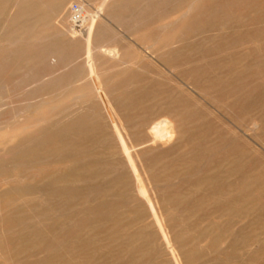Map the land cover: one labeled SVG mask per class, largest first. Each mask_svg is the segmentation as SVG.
<instances>
[{
  "label": "rangeland",
  "instance_id": "374dc122",
  "mask_svg": "<svg viewBox=\"0 0 264 264\" xmlns=\"http://www.w3.org/2000/svg\"><path fill=\"white\" fill-rule=\"evenodd\" d=\"M9 1L14 3H10L13 4L11 6L14 8L12 11H9V9H13L9 5ZM54 1L56 0H0V11L6 8V10L1 11L2 20L0 18V40L2 39L0 41V57L4 58H0V61L2 60L0 69L3 68L2 72L0 71V82L3 83H0V264H36L37 261V264H264V51H262L264 50V6L262 5L264 1L221 0L219 2L220 0H215L219 3L217 4L214 0H177L178 2H175L176 0H150L148 2H145V0H117L118 2L116 0H107L104 6H101L102 0ZM62 2L66 3L63 9L59 11ZM209 2L210 4H208ZM124 3L125 6H123ZM205 3L210 7H207ZM41 4L46 6L43 7ZM76 6L79 7L80 12L82 9L85 10L84 25L85 22L87 23L89 14H98V25L103 29V36L108 38V41H105L104 44H113L115 42V44L120 45L122 56L128 63L119 65L116 61H100V63L98 61V69L104 85L106 84V88H116L120 92L122 100H125L124 107L130 112V115L136 112L134 114L136 115L135 118H140V121L136 119V122H141L145 118L148 119L149 116L164 113L170 108H176L175 110L179 115L187 117L186 127L189 131L187 135L180 137L173 144L151 151L149 156L144 157L143 164L139 167H134L133 163H127V167L132 168L127 174L124 164H120L119 172L114 176L109 175L102 183L87 182V187H82L79 190H77L76 183L75 191L77 190L76 194L79 197L76 200L68 199V202L66 200L64 201L66 203H64L63 200L67 198L63 197V200H61L62 198L56 195L57 190H53V194L56 195L55 198L50 197L51 199L46 202L47 204L43 203L44 206H42L43 209L46 207L54 209L48 219H46V226L49 229L47 239L51 242L49 246L46 244V237L43 234L37 216L38 208H34L29 200L27 188L23 187L18 193L13 188L11 175L14 172V164L11 162H13L14 158L13 143L15 138L13 136L16 131L13 130V125L10 123L9 118L16 104L20 105L22 119L34 115L39 107L38 95H44L42 97H44L46 108L49 111V122H52L66 114L68 110L75 108V106L82 105L88 97V94L82 93L88 87V83L86 81V72L83 71L85 68L84 66L81 67V57L77 58L76 62L70 63L65 67L63 65L66 64H52L50 62L52 56L68 57L70 53L74 57L73 53L79 55L81 52L80 49L73 50L75 46L77 47V44L68 43V35L64 32V29H69L72 24L73 8ZM106 7L107 9H104ZM118 7H120V11ZM200 7L202 9H200L201 13L200 10L197 11ZM37 8H39L38 11ZM188 8L189 10H187ZM205 8V13H203ZM208 8L209 11H207ZM51 9L53 12L50 11ZM114 10L118 13H113L115 12ZM43 11L45 14H41ZM57 11L58 13H56ZM69 12L73 15L71 16ZM181 13L185 15H180ZM230 13L231 15L228 16ZM5 14H7L6 18H3ZM63 14L65 15L61 16ZM81 14L84 15L83 12ZM48 15H54V18H48ZM40 16H43L44 19L43 21L41 17L39 21V23L43 21L41 22L43 26L37 23ZM222 16L225 18H222ZM230 16L236 19H232ZM217 18H220V20L218 21ZM214 19L217 20L215 21ZM172 21L173 24H170ZM36 23L37 25H35ZM105 23H108V25ZM152 23L153 25H151ZM163 23L167 27H164ZM49 24L52 26L49 27ZM146 24L150 25L146 26ZM186 24L189 27L185 26ZM222 24L224 25L221 28ZM117 25L119 28L121 27V31H125L124 35L123 32L117 33L119 32ZM138 26L143 27L139 29L140 27ZM154 26L157 28H154ZM199 26L202 27L200 28ZM206 26L210 29V34H208L209 31ZM34 27L35 32L32 30ZM159 27L163 29H159ZM151 28L152 30L150 31ZM217 29L219 30L216 31ZM17 31L21 34L20 38L22 37V39L17 35ZM28 32L31 34L24 36ZM109 32L112 33L108 34ZM10 33V37L15 35L16 38H10ZM151 33L154 34L151 35ZM158 33L159 35H157ZM192 35L197 36L194 37ZM36 36L39 37L37 38ZM154 36L155 38H153ZM62 37L66 38L62 39ZM93 37L96 39L97 34H94ZM29 38L30 41L32 39L31 42H28ZM183 38H187L189 45L192 44L190 45L192 49L196 50L197 48L187 60L183 57L179 58V56H171V58L168 55L162 58L157 56L145 58L143 57L144 50L137 47L142 46L144 48L147 44H162L167 41L178 45ZM200 38H204V41L202 42ZM52 39L56 40L52 42ZM117 39L119 41H116ZM154 39L156 40L155 42H153ZM6 40L8 41L7 45H4ZM38 40L42 42H38ZM197 40H200L199 42L203 46L198 45L199 42ZM33 42H38L36 44L37 47ZM23 43H25V46ZM55 43L63 45L60 48L58 44L61 50L58 49ZM206 43L207 45H205ZM219 43L222 45H218ZM18 44H22L21 46L23 47ZM71 44L73 47L70 46ZM193 44L196 47H193ZM16 45L17 48L13 47ZM71 47L72 52H70ZM52 48H55V50ZM45 49L46 54L45 51H41ZM65 49H68V52ZM208 49H212V52ZM60 51L61 53L58 54ZM32 52L35 55L37 53V57L41 55L39 53L45 54L42 57H47V60H40L41 64L35 67L25 65V61L29 58V55H32ZM8 53L10 54L8 55ZM27 54L28 56H26ZM35 55L30 56V58L35 57ZM7 56L9 58H6ZM20 56L22 58L26 57L23 58L25 60L22 61ZM175 59L178 61L175 62ZM48 60L49 64L47 63ZM16 63H18V65H15L17 70L14 69L17 72L13 70ZM40 65L46 66V69ZM75 66L81 71L74 68ZM70 68L72 75H70ZM52 69L53 71L50 72ZM56 70L60 71L57 72ZM28 71L31 73L26 76ZM32 71H34V75L39 71V77L37 75L35 77ZM74 71L77 73L74 74L75 77L73 76ZM239 73L242 74L240 75ZM225 74L227 75L226 77ZM9 76L10 79L13 78L14 80L12 83H10L11 80H8ZM41 76L45 78L42 77V79L40 78ZM17 77L25 78V80L23 79L24 83L20 84L23 82L22 79L20 83L15 82ZM234 78L237 80L235 81ZM51 79L54 81L56 79L55 82L58 85L54 81L51 82ZM71 79L72 82H70ZM214 79H219L220 81H215ZM76 80L79 82H76ZM29 81L30 85L36 82L35 85H32L34 89L28 90V92H26L27 90L23 91L21 87L29 84ZM65 81L67 85L64 84ZM41 82L43 83L41 84ZM213 85L216 86L214 87ZM5 86L7 89H5ZM17 87H19V90ZM227 87L229 92L226 89ZM261 88L262 90L259 92ZM53 92H55L56 96L53 95ZM261 94H263V97H261ZM143 98L144 101L142 100ZM30 99L33 100L30 101ZM254 103L256 104L254 105ZM24 105L25 107H23ZM133 108L134 110L130 111ZM131 118L129 117V119ZM180 118L175 117V122L168 129L174 130L177 126H180ZM168 121H170V118H168ZM104 136L110 143L111 138L107 132ZM182 142L188 144L183 147ZM109 147H111V151H116L113 146L110 145ZM92 148L95 153L101 150L100 147L94 146ZM87 153L90 154L89 151ZM115 157L119 158V155L115 153ZM1 158L4 159L1 160ZM98 159L100 160L96 156L89 158L81 165L82 167H91L93 164L98 163ZM79 167L80 164H76L73 169H79ZM4 177L7 183L2 180ZM151 177L152 179H150ZM117 179L125 181L123 182L125 185L133 186L136 189L142 187L145 196L140 201L131 202L129 199L128 202L127 198H122L120 195L121 187ZM157 181L159 185L156 188L151 190L145 188L147 183ZM81 184L85 186L84 181L78 185L82 186ZM121 198L124 202H120L122 201L120 200ZM150 198L153 201L161 202L160 209H148L151 206ZM178 203L181 205H178ZM64 205V211L62 213L59 212L60 206ZM77 206L83 207L78 208ZM76 207L77 209L73 211ZM170 210L174 213H171ZM68 211H70L69 215L64 213ZM62 214L64 215L62 216ZM139 214L140 219H136ZM106 218L109 219L107 220ZM74 219L75 223L72 222ZM65 222L67 223L65 224ZM69 223L72 225H69ZM4 227H7L8 230L4 231ZM60 228L62 229L60 230ZM141 228L142 233L139 230ZM153 228L159 229L160 236L169 233L171 237L174 233L173 238L178 240L177 244L180 246V250L174 252L177 248H173L167 253L165 252V254L164 251L166 250L159 245L156 229ZM120 229L123 232H119L122 231ZM73 234L75 238H73ZM60 235L61 238L59 237ZM175 236L177 237L175 238ZM52 237L57 240H52ZM69 237H71L69 240L73 239V241H69ZM138 237H141L140 241ZM50 249L54 250L50 251ZM46 252L48 254H45ZM41 254L43 257H41ZM131 255L134 257H131ZM39 257L42 260L41 262ZM61 259L64 260L62 261Z\"/></svg>",
  "mask_w": 264,
  "mask_h": 264
},
{
  "label": "bare ground",
  "instance_id": "6f19581e",
  "mask_svg": "<svg viewBox=\"0 0 264 264\" xmlns=\"http://www.w3.org/2000/svg\"><path fill=\"white\" fill-rule=\"evenodd\" d=\"M14 1V0H13ZM17 1V0H16ZM58 1V0H56ZM54 1V2H56ZM74 1V0H73ZM110 1V0H109ZM108 1V2H109ZM112 1V0H111ZM124 1V0H123ZM129 1V0H128ZM127 1V3H128ZM150 0H145V2H148ZM169 1V0H168ZM184 1V0H183ZM215 1V0H214ZM219 1V0H217ZM229 1V0H228ZM252 1V0H251ZM264 1V0H263ZM12 2V1H11ZM9 1V5H13V4H10L11 3ZM21 2V1H20ZM68 2V1H67ZM107 0H102L101 2V6H104L106 4ZM116 2H118L116 0ZM140 2V1H139ZM175 2H178L177 0ZM190 2V1H189ZM197 2V1H196ZM216 2V1H215ZM214 2V3H215ZM221 2V0L219 1ZM253 2V1H252ZM258 2V0L256 1ZM41 3V2H40ZM65 3L66 2H62V4L60 5V8H59V11L60 9H63V7L65 6ZM126 3V2H125ZM125 3L123 6H125ZM182 3V2H180ZM200 4V2H198ZM212 3V2H211ZM217 4H219L218 2H216ZM224 3V2H222ZM236 3V2H235ZM43 4V3H42ZM41 4V5H42ZM52 4V3H51ZM68 4V3H67ZM80 4V3H79ZM100 4V3H98ZM98 4H97V7H98ZM175 4H178V3H175ZM204 4V3H203ZM206 4V3H205ZM210 4V2L208 3ZM132 5V4H131ZM135 5H138V4H135ZM174 5V3H173ZM190 5V4H189ZM193 5V3H192ZM191 5V6H192ZM207 5V4H206ZM241 5V4H240ZM249 5V4H248ZM253 5V4H252ZM264 6V4H262ZM43 7H45L44 5H42ZM40 6V7H42ZM122 6V8H123ZM128 6V5H127ZM179 6V5H177ZM188 6V4H187ZM198 6V5H197ZM216 6V4H215ZM256 6V5H254ZM12 7V6H11ZM10 7V8H11ZM15 7V5H14ZM83 7V6H82ZM85 7V6H84ZM100 7V6H99ZM196 7V6H195ZM199 7V6H198ZM203 7V5H202ZM207 7H210L207 5ZM206 7V8H207ZM219 7V6H218ZM217 7V8H218ZM253 7V6H252ZM259 7V6H257ZM256 7V8H257ZM13 8V7H12ZM109 8V7H108ZM120 7H118V10L120 11L119 9ZM127 8V7H126ZM192 8V7H191ZM194 8V7H193ZM205 9L203 13H205ZM246 8V7H244ZM251 8V7H250ZM46 9V8H45ZM104 9H107L104 8ZM198 9V8H196ZM201 9V7L197 10L199 11ZM213 9V8H211ZM216 9V7H215ZM243 9V8H242ZM252 9V8H251ZM260 9V8H259ZM4 11L6 10V8L4 9H1V11ZM12 11L14 10L13 9H9V11ZM39 10V8H37V11ZM41 10V8H40ZM58 10V9H57ZM71 10V9H70ZM69 10V11H70ZM98 10V9H97ZM101 10V8H100ZM103 10V9H102ZM110 10V9H109ZM117 10V9H116ZM116 10H114L115 12L113 13H118L116 12ZM189 10V8L187 9ZM192 10V9H190ZM195 10V9H194ZM202 10V9H201ZM201 10H200V13H201ZM253 10V9H252ZM1 11H0V18L2 20V17H1ZM8 11V12H9ZM51 12L52 9L50 10ZM123 11V10H122ZM161 11V10H160ZM172 11V10H171ZM193 11V10H192ZM191 11V12H192ZM209 11V8L208 10ZM232 11V10H231ZM7 12V11H6ZM7 12V13H8ZM68 12V11H67ZM85 12L84 9L81 10V12L79 11V15L77 14H74V16H72L73 14H71L72 16V20H71V26L69 27V29H64V32L65 34L68 35V43H72L73 45L77 44V47L75 46V48H73V50L77 49L80 51V54L77 56L76 54H72L76 55L75 59L74 57H72L70 55V53L67 55L68 57H51L52 60L50 61L52 64L54 63H57V64H66V65H63V67L65 66H68L70 63H73V62H76L77 58H82V66H84L85 71L86 72V81L88 83V87L82 91L83 94H88L87 98L84 100L83 104L80 105V106H75V108L71 109V110H68L66 114H64L63 116H61L60 118H58L57 120L55 121H52V122H49V119H50V116H49V111L47 110L46 108V101L44 99V95H38L39 97V107L37 109V112L34 114V115H30L28 116L27 118L25 119H22L21 117V111H20V105H17L15 106V108L13 109V111H11V115H10V123L13 125V130L16 131V133H14V158H13V163L14 164V172L13 174L11 175V178H12V183H13V188L14 190H16V193H18L19 191H21L23 189V187H26L27 188V193L29 195V200L32 202L34 208H38V213H37V216L39 218V222H40V225L42 227V230H43V234L44 236L46 237V244L47 245H51L49 242V240L47 239V235H48V226H46V219H48V216H50V214L54 211V209L52 207H49V208H45L43 209L42 206L43 203L44 204H47L46 202H48L52 197V198H55V196H59L60 198H62L61 200H63V197H66L67 199H64V201L67 200L68 202V199L70 200H76L78 197V195L76 194V191L79 190L80 188L84 187L86 188L87 187V182H95V183H102L105 181V178L109 177V175L111 176H114L116 175L119 170H120V164H124L125 166V172L126 174L128 172H130V170H132V168H129L127 167V163H133L134 167H139L140 165L143 164V160H144V157L145 156H149L150 152L151 151H154V150H158L160 148H162L163 146L165 145H171L173 144L176 140H179L180 137H183L185 135L188 134V131L189 129L186 127V123L188 122L187 120V117H184L183 115H179L177 112H176V108L173 109V108H170L168 111L166 110V112L164 111V113H161V114H156V115H153V116H149L148 119L145 118V120L139 122L140 118L137 119L135 118L136 115H130V112H128V110L124 107V102L125 100H122L121 98V94L120 92H118V90L116 88H112V89H108L106 88V84L104 85L103 83V80L100 76V72H99V69H98V63H100V61H116L118 62L119 65H123V64H126L128 63L125 59H124V56H122V52H121V47L120 45L118 44H115V42L113 44H104L105 41H108L106 37L103 36V29L101 28L100 25H98V14H89L88 15V19H87V23L85 22V25H84V19H85V16L86 14L82 15L81 13ZM98 12V11H96ZM106 12H108L106 10ZM124 12V11H123ZM131 12V10H130ZM143 12V11H142ZM229 12V11H228ZM256 12V11H254ZM4 13V12H3ZM2 13V14H3ZM41 13V12H40ZM45 14V12L43 11L41 14ZM58 13V11L56 12ZM60 13V12H59ZM88 13V12H86ZM101 13V12H100ZM105 13V11H104ZM103 13V14H104ZM111 13V12H110ZM168 13V12H167ZM182 13H186V12H182ZM180 14V15H185V14ZM189 13V11H188ZM194 13V12H192ZM199 13V14H200ZM222 13V12H221ZM9 14H11L9 12ZM40 14V15H41ZM53 14V13H52ZM68 14V13H67ZM106 14V13H105ZM109 14V13H108ZM152 14V13H151ZM191 14V13H190ZM227 14V13H226ZM238 14V12H237ZM260 14V13H259ZM4 15V14H3ZM6 15L3 17V18H6ZM27 15V14H26ZM25 15V16H26ZM54 15H55V11H54ZM54 15L53 16H47L48 18L49 17H53L54 18ZM57 15V14H56ZM59 15V14H58ZM65 14L61 15V16H64ZM145 15V13H144ZM163 15V13H162ZM161 15V16H162ZM196 15V14H195ZM193 15V16H195ZM231 15L228 14V16ZM255 16V14H253ZM252 15V16H253ZM9 16V15H8ZM24 16V15H22ZM82 16V17H81ZM138 16H141V15H138ZM155 16V15H154ZM159 16V17H161ZM189 16V14H188ZM221 16V15H220ZM241 16H242V13H241ZM42 17V20L44 21L43 19V16H40L39 17V20L37 23H39V21L41 20L40 18ZM69 17V15H68ZM102 17V16H101ZM180 17V16H179ZM178 17V18H179ZM192 17V16H191ZM204 17V16H203ZM224 16H222L223 18ZM226 17V15H225ZM224 17V18H225ZM236 17V16H235ZM8 18V17H7ZM37 18V17H36ZM56 18V17H55ZM70 18V17H69ZM68 18V19H69ZM103 18V17H102ZM193 18V17H192ZM194 18H197V17H194ZM221 18V17H220ZM220 18H217L218 21L220 20ZM230 18H232V16H230ZM234 18V17H233ZM232 18V19H233ZM240 18V17H239ZM238 18V19H239ZM19 19V18H18ZM52 19V18H51ZM59 19V18H58ZM107 19V18H106ZM105 19V20H106ZM109 19V17H108ZM143 19V18H142ZM177 19V18H176ZM190 19V18H189ZM216 19V20H217ZM236 19V18H234ZM13 20V19H12ZM110 20V19H109ZM130 20V19H129ZM158 20V19H157ZM215 20V19H214ZM213 20V21H214ZM215 20V21H216ZM222 20V19H221ZM41 21V22H43ZM54 21V20H53ZM113 21V20H112ZM147 21V20H146ZM176 21V20H175ZM198 21V20H197ZM196 21V22H197ZM208 21V20H206ZM258 21V20H257ZM41 22L39 23L41 25ZM81 22V23H80ZM109 23V21H107ZM1 23V21H0ZM5 23H7L5 21ZM21 23V21H20ZM37 23L35 25H37ZM52 23V21H51ZM69 23V22H68ZM104 23V22H103ZM108 23H105L108 25ZM140 23V22H139ZM138 23V24H139ZM155 23V22H154ZM178 23V22H177ZM101 24V23H100ZM104 24V25H105ZM112 24V23H111ZM114 24V23H113ZM137 24V23H136ZM164 24V27H167L165 26V23ZM168 24V23H167ZM170 24H173V21L170 23ZM207 24V23H205ZM18 25V24H17ZM39 25V26H40ZM57 25V23H56ZM70 25V24H69ZM110 25V24H109ZM115 25V24H114ZM150 25V24H148ZM146 24V26H148ZM153 25V23L151 24ZM175 25V24H174ZM173 25V27H174ZM208 25V24H207ZM224 24L221 25V28L223 27ZM264 25V24H263ZM43 26V25H41ZM49 27H51L52 25H48ZM144 26V27H146ZM169 26V25H168ZM184 26V24H183ZM187 27H189V25H185ZM204 26V24H203ZM252 26V25H251ZM37 27V26H36ZM65 27V26H64ZM68 27V26H67ZM66 27V28H67ZM109 27V26H108ZM107 27V28H108ZM117 27V30L119 32L117 33H121L123 31L120 30V28L118 27V25L116 26ZM136 27V26H135ZM140 27V26H138ZM143 26H141L139 29H142ZM156 26H154L155 28ZM186 27V28H187ZM200 28L202 26H199ZM198 27V28H199ZM207 27V26H206ZM39 28V27H38ZM38 28H36L38 30ZM47 28V27H46ZM61 28V27H60ZM130 28V27H128ZM157 28V27H156ZM161 27H159L160 29ZM197 28V29H198ZM208 28V27H207ZM206 28V29H207ZM220 28V26H219ZM21 29V28H20ZM29 29V28H27ZM35 27L32 28L33 32L34 31ZM132 29V28H131ZM130 29V30H131ZM163 29V28H161ZM264 29V28H263ZM7 30V29H5ZM19 30V29H18ZM36 30L37 33H39L38 31ZM54 30V29H53ZM56 30V29H55ZM108 30V29H107ZM110 30V29H109ZM115 31V29H113ZM127 30V29H126ZM152 30V28L150 29V31ZM154 30V29H153ZM194 30V29H193ZM213 29H211L212 31ZM219 29H217L216 31H218ZM252 30V29H251ZM2 31V30H1ZM21 31V30H20ZM111 31V30H110ZM139 31V30H138ZM157 32H159L158 30H156ZM155 31V32H156ZM161 31V30H160ZM198 31V30H197ZM208 34H210V29L208 28ZM214 31V30H213ZM227 31V30H226ZM259 31V30H258ZM257 31V33L259 34V32ZM19 31H17L16 33H18ZM30 32V31H29ZM27 35H24V36H28L29 33ZM32 32V33H33ZM43 32H45L43 30ZM51 32V31H50ZM108 32V31H107ZM125 32V31H124ZM123 32V35L125 34ZM263 32V31H262ZM14 33V34H16ZM24 33V32H22ZM41 33V32H40ZM112 32H109L108 34H111ZM115 33V32H114ZM195 33V32H194ZM193 33V34H194ZM215 33V31H214ZM219 33V32H218ZM225 33V32H224ZM224 33H220V34H224ZM13 34V33H12ZM25 34V33H24ZM34 34V33H33ZM51 34V33H49ZM94 34H97V38L94 39ZM132 34V33H131ZM154 34V33H153ZM151 33V35H153ZM228 34V32H227ZM11 33L9 34V37H10ZM17 35H19V38H20V33H18ZM61 35V34H60ZM114 35H117V34H114ZM159 35V33L157 34ZM207 35V34H206ZM35 36V35H34ZM33 36V37H34ZM99 36V38H98ZM126 36V35H125ZM130 36V35H129ZM194 36V35H192ZM191 36V37H192ZM197 36V35H196ZM194 36V37H196ZM208 36V35H207ZM210 36V35H209ZM212 36V35H211ZM219 36V35H218ZM222 36V35H220ZM225 36V35H224ZM263 36V35H262ZM13 37V35L11 36ZM10 37V38H11ZM30 37V36H29ZM37 37V36H36ZM39 37V36H38ZM37 37V38H38ZM60 37V36H59ZM117 37V36H116ZM179 37V36H178ZM190 37V38H191ZM192 37V38H194ZM199 37V35H198ZM197 37V39H198ZM206 37V36H205ZM204 37V38H205ZM223 37V36H222ZM232 37V36H231ZM5 38V37H4ZM3 38V40L5 41V39ZM13 38H16V36L14 35ZM12 38V39H13ZM27 38V37H26ZM25 38V39H26ZM66 38V37H65ZM62 37V39H65ZM124 38V37H123ZM155 38V36L153 37ZM203 38V39H204ZM211 38V37H210ZM225 38V37H223ZM229 38V37H228ZM258 38V37H257ZM264 38V37H263ZM8 39V38H6ZM18 39V37H17ZM22 39V37L20 38ZM24 39V38H23ZM42 39V38H41ZM202 38H200L201 40ZM201 40L202 42L204 40ZM209 39V38H207ZM262 39V38H261ZM53 40H56V39H52V42ZM59 40V39H58ZM61 40V38H60ZM177 40V39H176ZM191 40V39H189ZM199 40V41H200ZM2 41V39L0 40ZM11 41V40H10ZM30 41V38L28 40V42ZM32 41V39H31ZM30 41V42H31ZM41 41V40H38V42ZM116 41H119V39H117ZM134 41V40H133ZM156 40L154 39L153 42H155ZM197 40V42H199ZM8 41L6 40L5 44L4 45H7ZM37 42V43H38ZM42 42V41H41ZM224 42V41H223ZM222 42V44H223ZM257 43V41H255ZM262 42V41H261ZM19 43V42H18ZM35 43V45L37 44L36 42H33V44ZM63 44V42H61ZM112 43V42H111ZM179 43V42H178ZM194 43V42H192ZM218 43V42H216ZM215 43V44H216ZM255 43V44H256ZM264 43V41H263ZM9 44V43H8ZM11 44V43H10ZM24 46H25V43H23ZM58 44H59V47L62 48V46L64 45H61L60 43H55V45H57L58 47ZM70 45L73 47V45ZM198 44V43H196ZM221 43H219L218 45H220ZM221 44V45H222ZM3 45V46H4ZM19 45V44H18ZM22 44H20L19 46H21ZM39 45V44H38ZM61 45V46H60ZM179 45V46H178ZM178 45H174L173 42H170V41H167V42H164L162 44L160 43H157V44H147L145 45L144 48H147V49H144L142 46H137L139 48H141V50H144V56L145 58H148L149 56L150 57H165L166 55L168 56H179V58L183 57L185 58V60H187V58H189L194 51L197 50H194V48L192 49L190 47V44L188 43V40L187 38H183V40H180V43ZM200 46H203L201 45V42H199ZM207 45V43L205 44ZM220 45V46H221ZM9 46H12V45H9ZM40 46V45H39ZM196 47V45L193 44V47ZM225 46V45H224ZM15 48H17V45L16 46H13ZM12 47V48H13ZM23 47V46H21ZM21 47H18V48H21ZM28 47V46H27ZM33 47V46H31ZM37 47V45H36ZM41 47V46H40ZM52 47V46H50ZM55 47V48H57ZM58 47V49H60ZM67 47V45H66ZM72 47H71V50L70 52H72ZM178 47V48H177ZM232 47V46H231ZM2 48V47H1ZM7 48V47H6ZM55 48H52L55 50ZM199 48V46H198ZM234 48V47H232ZM5 49V48H4ZM11 49V47H10ZM26 49V47H25ZM29 49V48H28ZM57 49V50H58ZM231 49V48H230ZM229 49V50H230ZM12 50V49H11ZM14 50V49H13ZM61 50V49H60ZM67 50L68 52V49H65V51ZM207 50V49H206ZM209 50V49H208ZM212 50V49H211ZM211 50H209L210 52H212ZM214 50V49H213ZM1 51V50H0ZM7 51V50H6ZM41 51H45V54H46V49L45 50H41ZM40 51V52H41ZM59 51V50H58ZM57 51V52H58ZM205 51V50H204ZM264 51V50H262ZM19 52V51H18ZM22 52V51H21ZM30 52V51H29ZM28 52V53H29ZM206 52V51H205ZM204 52V53H205ZM217 52V51H215ZM27 53V52H26ZM61 51L58 53L60 54ZM141 53V52H140ZM202 53V52H201ZM4 54V53H3ZM6 54V52H5ZM4 54V55H5ZM10 53H8L9 55ZM31 54V53H30ZM41 54V55H40ZM44 54V55H45ZM53 54V53H51ZM65 54V53H64ZM67 54V53H66ZM14 55V54H13ZM32 55L34 56L35 54H33L32 52ZM32 55H29V58L25 61V65H30V67H35L36 65H39L41 64L40 63V60H47V57H42L44 56L42 53H39V57H37V53L35 55V57H31ZM49 55V54H48ZM223 55V54H221ZM23 56V55H22ZM28 56V54L26 55ZM195 56V55H194ZM205 56V55H204ZM203 56V57H204ZM4 57V56H3ZM12 57V55H11ZM15 57V56H14ZM21 57V56H20ZM19 57V58H20ZM193 57V56H192ZM1 58V57H0ZM6 58H9V56H7ZM22 58V57H21ZM20 58V59H21ZM23 58H26V57H23ZM23 58L21 59L22 61ZM130 58V57H129ZM128 58V59H129ZM172 58V57H171ZM1 59H4V58H1ZM16 59V57H15ZM14 59V61H16ZM101 59V60H100ZM127 59V60H128ZM152 59V58H151ZM155 59V58H154ZM166 59V58H165ZM9 60V59H7ZM6 60V61H7ZM12 60V59H10ZM19 60V59H18ZM177 62L178 60L175 59ZM2 61V60H1ZM0 61V63H2ZM81 61V60H80ZM99 61V62H98ZM174 61V60H173ZM190 61V60H189ZM49 62V60L47 61V63ZM98 62V63H97ZM202 62V61H201ZM263 62V61H262ZM11 63H14V62H11ZM20 63V62H19ZM182 63V62H181ZM189 63V62H187ZM186 63V64H187ZM49 64V63H48ZM80 64V62H79ZM256 64V63H255ZM264 64V63H263ZM1 65V64H0ZM8 65V64H7ZM6 65V66H7ZM15 65H18V63L14 64V67H13V70H15ZM189 65V64H188ZM5 66V67H6ZM11 66H13L11 64ZM42 66L44 69H46L44 67V65H40ZM56 66V65H55ZM61 66V65H60ZM59 66V67H60ZM73 66V65H72ZM102 66V65H101ZM182 66V65H181ZM187 66V65H185ZM254 66V65H253ZM26 67V66H25ZM58 67V69H60ZM62 67V66H61ZM62 67V68H63ZM2 68V67H1ZM15 68V69H14ZM17 68H20V67H17ZM48 68V66H47ZM74 68H77V66H75ZM73 68V69H74ZM247 68V67H245ZM3 69V68H2ZM2 69H0V71L2 72ZM25 69V68H24ZM30 69V68H29ZM28 69V70H29ZM33 69V68H32ZM36 69V68H35ZM39 69V68H38ZM67 69V68H66ZM66 69H64L66 71ZM83 69V68H82ZM11 70V71H13ZM17 70V69H16ZM15 70V72H17ZM34 70V69H33ZM43 70V69H42ZM63 70V71H64ZM78 70V68H77ZM107 70V68H106ZM243 70V69H242ZM53 71L50 70V72ZM57 71V70H56ZM60 70H58L57 72H59ZM78 71H81V69H79ZM101 71V70H100ZM237 71V70H235ZM234 71V72H235ZM14 72V71H13ZM12 72V73H13ZM36 72V71H35ZM38 72L37 71L36 75L38 76ZM70 72H71V68H70ZM106 72V71H104ZM187 72V71H186ZM247 72V71H246ZM245 72V73H246ZM257 72V71H256ZM260 72V71H259ZM10 73V72H9ZM29 73H31L30 71H28V74H26V76L30 75ZM34 73V71H32V74ZM55 73V72H54ZM62 73V72H61ZM60 73V74H61ZM79 73V72H78ZM189 73H192V72H189ZM195 73V72H193ZM227 73V72H226ZM230 73V72H229ZM233 73V72H232ZM254 73V72H253ZM23 74V73H22ZM42 74V73H41ZM48 74V73H47ZM70 74V73H69ZM68 74V75H69ZM74 74H77L75 71L73 73V76L75 77ZM84 74V73H83ZM240 74V73H239ZM238 74V75H239ZM242 74V73H241ZM240 74V75H241ZM255 74V73H254ZM257 74L259 75V73L257 72ZM256 74V75H257ZM34 75V74H33ZM36 75H34L35 77H37ZM40 75V74H39ZM43 75H46V74H43ZM50 75V73H49ZM48 75V76H49ZM52 75V74H51ZM72 75V72L71 74ZM228 75H231V74H228ZM233 75V74H232ZM237 75V76H238ZM25 76V77H26ZM60 76V75H59ZM81 76V75H79ZM83 76V75H82ZM227 75L225 74V77ZM234 76V75H233ZM236 76V75H235ZM3 77V76H2ZM32 77V76H31ZM39 77V76H38ZM44 76H41L40 78H42ZM47 77V76H46ZM232 77V76H231ZM244 77V76H243ZM1 78V77H0ZM39 78V79H40ZM45 78V77H44ZM56 78V77H54ZM77 78V77H76ZM233 78V77H232ZM238 78V77H237ZM249 78V77H248ZM251 78V77H250ZM260 78V77H259ZM4 79V78H3ZM6 79V78H5ZM17 79L15 82L17 83H20L23 81V79L25 80V78L22 79V77H17L15 78ZM22 79V81H21ZM43 79V78H42ZM41 79V80H42ZM59 79V78H57ZM68 79V78H67ZM73 79V78H72ZM72 79L70 82H72ZM148 79V78H146ZM229 79L231 80L230 76H229ZM240 79V78H239ZM244 79V78H243ZM242 79V80H243ZM246 79V78H245ZM8 80H11L10 83H12L14 80L13 78L10 79V76H9V79ZM29 80V79H28ZM27 80V82H28ZM32 80V78H31ZM82 80V79H81ZM80 80V81H81ZM215 81L216 80H219V79H214ZM235 80V78H234ZM237 80V79H236ZM235 80V81H236ZM33 81H34V78H33ZM54 81L53 79H51V82ZM56 81V79H55ZM54 81V82H55ZM75 81V80H74ZM78 80H76L77 82ZM220 81V80H219ZM4 82V81H3ZM26 82V83H27ZM44 82V81H43ZM41 82V84L43 83ZM79 82V81H78ZM144 82V81H142ZM1 83V82H0ZM24 81L20 84H23ZM47 83V82H46ZM56 83V82H55ZM68 84H70L69 82H67ZM233 83V82H232ZM3 84V83H1ZM34 85L36 84L33 83ZM33 84L30 85V81H29V84H26V85H23V87H21V89L24 91V90H27L26 92H28V90H33L34 87L32 86ZM39 84V83H38ZM65 85L66 84V81L64 83ZM219 84V83H218ZM231 84V83H230ZM30 85V86H29ZM56 85H58L56 83ZM217 85V84H216ZM215 85V86H216ZM221 85V84H220ZM7 86V85H6ZM5 86V89H7ZM21 86V85H20ZM19 86V87H20ZM29 86V87H27ZM55 86V85H54ZM62 86H63V83H62ZM214 86V85H213ZM214 86V87H215ZM2 87V86H1ZM19 87L18 90H19ZM33 87V88H32ZM56 87V86H55ZM66 87V86H64ZM69 88V86H67ZM131 87V86H130ZM133 87V86H132ZM220 87V86H219ZM229 87V85H228ZM228 87L226 88L228 90ZM62 88V87H61ZM67 88V90H68ZM217 88V87H216ZM3 89V90H5ZM10 89V88H9ZM16 89V88H15ZM13 89V90H15ZM63 89V88H62ZM12 90V91H13ZM60 90V89H59ZM66 90V89H65ZM150 90V89H149ZM261 89H259V92H260ZM7 91V90H6ZM17 91V90H16ZM21 91V90H20ZM19 91V92H20ZM256 91V90H255ZM22 92V91H21ZM73 92H74V89H73ZM153 92V91H152ZM151 92V93H152ZM229 92V90H228ZM4 93V92H3ZM6 93V92H5ZM12 93V92H10ZM55 94V92H53ZM61 93V92H60ZM64 93V92H63ZM232 93V92H231ZM239 93V92H238ZM2 94V93H1ZM14 94V93H13ZM17 94V93H16ZM51 94V93H50ZM65 94V93H64ZM138 94V93H137ZM153 94V93H152ZM151 94V96H152ZM161 95H163L162 93H160ZM159 94V95H160ZM241 94V93H240ZM258 94V92H257ZM19 95V94H18ZM21 95V94H20ZM236 95V94H235ZM238 95V94H237ZM263 94H261V97ZM6 96V95H5ZM158 97V95H156ZM3 97V96H2ZM20 97V96H19ZM36 97V98H38ZM75 97V96H74ZM144 97V96H143ZM164 97V96H163ZM260 97V98H261ZM73 98V97H72ZM141 98V97H140ZM156 98V97H154ZM259 98V96H258ZM257 98V99H258ZM4 99V98H3ZM7 99V97H6ZM35 99V98H34ZM51 99V98H50ZM49 99V101H50ZM53 99H55L53 97ZM52 99V100H53ZM71 99V98H70ZM148 99V98H147ZM163 99V98H162ZM263 99V98H262ZM11 100V99H10ZM33 100V99H32ZM30 99V101H32ZM144 101V98L142 99ZM141 100V101H142ZM151 100V99H149ZM148 100V101H149ZM6 101V100H5ZM9 101V100H8ZM27 101V100H25ZM29 101V100H28ZM29 101V102H30ZM147 101V103H148ZM152 101V100H151ZM154 101V99H153ZM36 102V101H35ZM138 102V101H137ZM150 102V101H149ZM5 103V102H4ZM17 103V102H16ZM141 103V102H140ZM145 103V102H144ZM8 104V102H7ZM6 104V105H7ZM32 104V102H31ZM35 105V103H33ZM56 104V103H55ZM139 104V103H138ZM256 103H254L255 105ZM26 105V103H25ZM25 105L23 107H25ZM133 106V105H132ZM140 106V105H139ZM161 106V105H160ZM13 107V106H12ZM152 107V106H151ZM135 108V107H134ZM133 109H129L130 111L134 110ZM141 108V107H140ZM143 108V107H142ZM155 108V106H154ZM147 109V108H146ZM10 110V108H9ZM140 110V109H139ZM138 110V111H139ZM142 110V109H141ZM150 110V109H149ZM154 110V109H153ZM159 110V109H158ZM32 111V110H31ZM137 111V113H138ZM64 112V111H63ZM153 112V111H152ZM148 113V112H147ZM145 114V113H144ZM150 115V113H148ZM147 114V115H148ZM141 115V114H140ZM54 116V115H53ZM146 116V115H145ZM144 116V117H145ZM7 117V116H6ZM5 117V118H6ZM129 117H132L131 119H129ZM175 117H181V121H180V126H177L176 129L174 130H170L168 129L169 126H172V124L175 122ZM143 118V117H142ZM168 118H170V121H168ZM136 119L139 120L138 122H136ZM9 124V123H8ZM107 132V134L110 136V143H108V140L105 139V136L104 134ZM114 147V149L116 151H111V147H109L110 145ZM183 144V147L184 145H187L188 143L186 142H182ZM191 144V143H190ZM100 147V151L98 153H95L93 151V148L92 147ZM128 149V151H127ZM90 152V154H88L87 152ZM115 153H117L119 155V158H116L115 157ZM1 154V153H0ZM7 154V153H6ZM10 154V152H9ZM4 156V155H3ZM99 157L100 160L98 159V163H95L93 164L91 167H87V166H83L81 164H84V162H86L89 158H93V157ZM7 158V157H6ZM4 159V158H3ZM1 158V160H3ZM10 160V159H9ZM97 161V160H96ZM9 162V161H8ZM2 163V162H1ZM4 163L7 164V162L4 161ZM10 164V163H9ZM76 164H80V167L79 169H76L73 167L76 166ZM79 166V165H78ZM12 170V171H13ZM74 170V171H73ZM78 171V172H77ZM7 175V174H6ZM86 176L85 178L82 176ZM82 176V177H81ZM9 178V177H8ZM152 179V177L150 178ZM2 180H4V182L7 183L6 181V178H2ZM118 180V179H117ZM82 181H84V185L80 186L78 184L82 183ZM114 181V180H113ZM123 182L125 181H119L118 180V184L119 186L121 187V191H120V195L122 196V198L125 197V199L127 198L128 202H129V199L130 201H140L142 200V197L145 196V193L141 188L139 189H136L135 187L133 186H130V185H125ZM5 183V184H6ZM76 183H77V190L75 191L76 189ZM112 183V182H111ZM139 183V182H138ZM111 185V184H109ZM159 185L158 181L157 182H150V183H147L146 184V187L148 190H151L153 188H156L157 186ZM102 187V186H101ZM100 187V188H101ZM53 190H57V194L54 195L53 194ZM132 191V192H131ZM92 192V191H91ZM88 195V194H86ZM135 195V196H134ZM81 196V194H80ZM91 196V195H89ZM23 197V196H22ZM101 197V196H100ZM115 197V196H114ZM97 198V197H96ZM119 198V197H118ZM120 199L122 201L120 202H124L123 199ZM17 199V198H16ZM105 199V198H104ZM116 199V198H115ZM114 199V200H115ZM162 199V198H161ZM174 199V197H173ZM20 200V199H19ZM109 197H108V201H109ZM111 200H112V196H111ZM119 200V199H118ZM151 201V206L148 208V209H154V210H157V209H160V203L159 201H153L151 198L149 199ZM39 201H43L42 203ZM99 201V199H98ZM105 201H107L105 199ZM146 201V200H144ZM62 202V203H63ZM100 202V201H99ZM104 202V201H102ZM112 202V201H111ZM115 202V201H114ZM117 202V201H116ZM163 202V201H162ZM169 202V201H168ZM66 203V202H64ZM88 204V203H87ZM86 204V205H87ZM91 204V203H90ZM101 204V203H100ZM180 203H178L179 205ZM23 205V204H22ZM84 205V204H83ZM93 205V204H92ZM91 205V206H92ZM124 205V204H123ZM181 205V204H180ZM25 206V205H24ZM96 206V205H95ZM102 206H103V203H102ZM106 206V204H105ZM122 206V205H121ZM176 206V205H175ZM28 207V206H27ZM64 206H60V208L58 209L59 212H63L64 211ZM78 208L79 207H83V206H77ZM76 208H72L73 211H75ZM120 207V206H119ZM184 207V206H182ZM104 208V207H103ZM175 208V207H174ZM180 208V207H179ZM193 208V207H192ZM190 208V209H192ZM116 209V208H115ZM121 209V207H120ZM119 209V210H120ZM189 209V208H188ZM71 210V209H70ZM113 210V208H112ZM171 210H172V207H171ZM170 210V211H171ZM177 210V209H176ZM174 210V211H176ZM98 211V210H97ZM96 211V212H97ZM122 211V209H121ZM120 211V212H121ZM168 211V210H167ZM178 211H181V210H178ZM106 212V211H105ZM119 212V213H120ZM173 211H171L172 213ZM65 214H70V211H68L67 213L64 212ZM93 213V212H92ZM123 213V212H121ZM168 213V212H167ZM174 213V212H173ZM60 214V213H59ZM68 214V215H69ZM83 214V213H82ZM85 214V213H84ZM64 214H62L63 216ZM80 215V214H78ZM176 215V214H175ZM82 216V215H81ZM87 216V215H85ZM132 216V215H130ZM136 216V215H134ZM174 216V215H173ZM184 216V214H183ZM55 217V216H54ZM59 217V216H58ZM66 217V216H64ZM88 217V216H87ZM104 217V216H103ZM109 217V216H108ZM119 217V216H118ZM125 217V216H123ZM178 217V216H177ZM56 218V217H55ZM76 218H78L76 216ZM134 218V217H133ZM169 218V217H168ZM176 218V217H175ZM107 219V218H106ZM109 219V218H108ZM107 219V220H108ZM120 219V218H119ZM131 219V218H130ZM129 219V220H130ZM136 219H140V214H139V217L136 218ZM135 219V221H136ZM174 219V217H173ZM55 220V219H54ZM57 220V219H56ZM78 220V219H77ZM132 220V219H131ZM70 221V220H69ZM91 221V220H90ZM75 223V219L74 221H72ZM70 222V223H72ZM116 222V221H115ZM132 222V221H131ZM138 222V221H137ZM67 222H65L66 224ZM69 225H72L70 224ZM89 223V222H88ZM101 223V222H100ZM64 224V225H65ZM134 224V223H133ZM56 225V224H55ZM75 225V224H74ZM94 225V224H93ZM58 226V224H57ZM68 226V224H67ZM91 226V225H90ZM106 226V225H104ZM137 226V225H136ZM155 226V225H154ZM50 227V226H49ZM60 227V226H59ZM65 227V226H64ZM76 227V225H75ZM133 227V226H132ZM130 227V228H132ZM135 227V226H134ZM82 228V227H81ZM121 228V227H119ZM129 228V229H130ZM62 228H60L61 230ZM103 229V228H102ZM153 229H156V235H158L157 237L159 238V245L163 246V249H165L166 251H164V253L168 252L169 250L173 249V248H177L174 252H177L180 250V246H178L177 242L178 240H175L173 238V235L174 233L171 235L170 237V234L169 233H165V235H163V233H161L163 236H160V233H159V229L158 228H153ZM4 231H7V227H4L3 228ZM58 230V229H57ZM118 230V228H117ZM116 230V232H117ZM122 230V229H120ZM131 230V229H130ZM138 230V229H137ZM141 230V233H142V228L139 229ZM31 231V230H30ZM38 232V231H37ZM119 232H123L122 231H119ZM138 232V231H137ZM74 233V232H73ZM76 233V232H75ZM131 233V232H130ZM159 233V234H157ZM92 234V233H90ZM114 234V233H113ZM115 235V234H114ZM131 235V234H129ZM63 236V235H62ZM74 236V234H73ZM91 236V235H90ZM136 236V235H135ZM178 236V235H177ZM175 236V238L177 237ZM54 237V236H53ZM51 238L52 240L53 239H56V238ZM61 238V235L59 236ZM64 237V236H63ZM62 237V238H63ZM5 238V237H4ZM50 238V237H49ZM71 237L68 238V240L70 239ZM75 238V236L73 237ZM97 238V237H96ZM137 238V237H136ZM140 238L141 237H138L139 241H140ZM147 238V237H146ZM171 238V239H170ZM170 239V240H169ZM179 239V238H178ZM182 239V238H181ZM57 240V239H56ZM55 240V241H56ZM73 241V239H71ZM69 240V241H71ZM87 240V239H86ZM95 240V239H94ZM180 240V239H179ZM51 241V240H50ZM64 241V240H63ZM62 241V242H63ZM67 241V239H66ZM90 241V240H89ZM142 241V240H141ZM61 242V244H63ZM102 242V241H101ZM60 243V242H59ZM149 243V242H148ZM8 245V244H7ZM118 245V244H117ZM129 246V245H127ZM48 248V247H47ZM52 248H55V247H52ZM57 249V248H56ZM39 250V249H38ZM48 250V249H47ZM52 249H50L51 251ZM54 250V249H53ZM52 250V251H53ZM59 250V248H58ZM49 251V250H48ZM47 251V252H48ZM45 253V254H48V253ZM104 252V251H103ZM11 253V252H10ZM24 253V252H23ZM41 253V252H40ZM39 253V254H40ZM44 253V252H43ZM42 253V254H43ZM165 253V254H166ZM41 254V257H43ZM44 254V255H45ZM101 254V253H100ZM104 254V253H102ZM134 255V254H133ZM133 255H131V257H134ZM47 256V255H45ZM44 256V257H45ZM169 256V255H168ZM6 257V256H5ZM24 257V256H23ZM62 257V256H61ZM8 258V257H7ZM121 258V257H120ZM130 258V257H129ZM40 259V262L42 261L41 258L39 257ZM43 259V258H42ZM95 259V258H93ZM62 260V259H61ZM64 260V259H63ZM62 260V261H63ZM36 261H37V258H36ZM124 262V260H122ZM127 261V260H126ZM22 262V261H21ZM35 262V261H34ZM39 262V263H40ZM25 263V262H23ZM38 263V261H37ZM36 263V264H37ZM94 263V261H93ZM97 263V261H96ZM109 263V262H108ZM120 263V262H119ZM98 264V263H97Z\"/></svg>",
  "mask_w": 264,
  "mask_h": 264
},
{
  "label": "built area",
  "instance_id": "2783aa9c",
  "mask_svg": "<svg viewBox=\"0 0 264 264\" xmlns=\"http://www.w3.org/2000/svg\"><path fill=\"white\" fill-rule=\"evenodd\" d=\"M79 11H80V9H79L78 6H76V7L73 8V14L79 15Z\"/></svg>",
  "mask_w": 264,
  "mask_h": 264
}]
</instances>
